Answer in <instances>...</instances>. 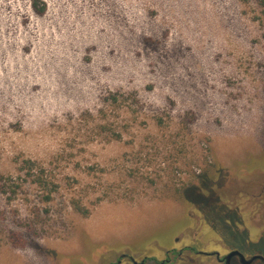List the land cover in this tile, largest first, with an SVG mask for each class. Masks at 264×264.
<instances>
[{
	"label": "rangeland",
	"instance_id": "obj_1",
	"mask_svg": "<svg viewBox=\"0 0 264 264\" xmlns=\"http://www.w3.org/2000/svg\"><path fill=\"white\" fill-rule=\"evenodd\" d=\"M33 2L0 0V264L264 254V0Z\"/></svg>",
	"mask_w": 264,
	"mask_h": 264
},
{
	"label": "flooded vegetation",
	"instance_id": "obj_2",
	"mask_svg": "<svg viewBox=\"0 0 264 264\" xmlns=\"http://www.w3.org/2000/svg\"><path fill=\"white\" fill-rule=\"evenodd\" d=\"M233 251H238V250H231L229 251L228 253H226L225 255H222L220 252H215V253H207V252H203V251H199L200 254H205L207 256H215L218 261L222 264H228V261H227V256L233 252ZM244 255V254H243ZM258 255H261V256H264V254H258ZM245 256V255H244ZM255 256V255H254ZM246 258H248L247 256H245ZM253 257V256H252ZM123 258H127L126 256H123ZM250 259V258H248ZM132 260V258H131ZM259 261V260H258ZM120 263H122V261H120ZM229 264H242L241 261H240V258L239 257H234L230 260Z\"/></svg>",
	"mask_w": 264,
	"mask_h": 264
},
{
	"label": "water",
	"instance_id": "obj_3",
	"mask_svg": "<svg viewBox=\"0 0 264 264\" xmlns=\"http://www.w3.org/2000/svg\"><path fill=\"white\" fill-rule=\"evenodd\" d=\"M239 257L242 264H253L256 261H261L264 264V256L261 255H255L251 257L250 259L246 258L240 251H233L227 256L228 264L230 260L234 257Z\"/></svg>",
	"mask_w": 264,
	"mask_h": 264
},
{
	"label": "trees",
	"instance_id": "obj_4",
	"mask_svg": "<svg viewBox=\"0 0 264 264\" xmlns=\"http://www.w3.org/2000/svg\"><path fill=\"white\" fill-rule=\"evenodd\" d=\"M32 7H33L34 11L40 15L44 14L46 11L45 5H43V7H41V8L39 7L38 0H34V2L32 3Z\"/></svg>",
	"mask_w": 264,
	"mask_h": 264
}]
</instances>
